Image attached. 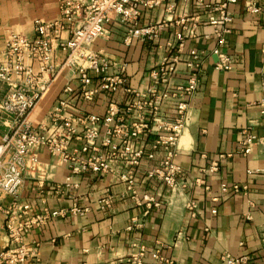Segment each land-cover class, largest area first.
<instances>
[{
    "label": "crops",
    "instance_id": "0c3cea01",
    "mask_svg": "<svg viewBox=\"0 0 264 264\" xmlns=\"http://www.w3.org/2000/svg\"><path fill=\"white\" fill-rule=\"evenodd\" d=\"M247 2L263 4L264 0H238L231 5L232 32L222 47L233 58L230 70L217 68L214 28L207 14L192 2L181 0H162L160 5L144 9L140 25L166 22L154 42L140 38L126 42L128 26L115 19L108 25L109 36L89 45V51L101 52L117 64H124L128 86L144 92L150 84L151 69L177 52L176 32L184 27L178 21L185 20L189 28L197 25L196 36L187 34L172 80H184L188 71L185 63L192 49L207 53L189 123L178 144L176 160L183 174L176 188L148 179L147 171L157 163L160 154L154 158L146 155L136 170L135 181L141 193L151 194L160 203L149 207L138 204L128 195L126 184L110 174L86 173L68 180L69 164L53 157L46 147L40 148L39 164L37 169L27 171L21 198L31 204L33 213L68 210L74 204L89 210L84 215L58 216L26 232V243L39 246L40 261L36 264H128L129 256L140 246L147 248L145 264H224L225 254H245L254 264H264V141L257 142L248 155L238 153L245 130L264 137L259 105L264 12H247ZM59 16V0H0V51L11 32L34 38L36 19L52 21ZM205 34L211 37L205 39ZM62 37L68 38L69 32H63ZM67 56L65 48H57L52 83L30 115L35 126L49 133L53 131L52 113L65 98V87H79L78 76ZM34 68L38 70L37 63ZM114 72L112 68L110 73ZM91 74L96 77L94 72ZM6 91V84L0 81V100ZM129 95L124 90L101 93L92 102H86L75 94L65 114L104 116L111 103L124 109ZM164 107L169 117L175 115V101L169 100ZM10 124L9 118L0 115V143ZM152 139V135L141 136L136 145L149 149ZM80 144L75 141L71 149ZM214 163L218 170L211 169ZM115 168L119 173L125 170L120 165ZM68 182L71 185L67 189L59 190ZM223 184L246 185L248 190L234 193L224 190ZM104 198H110L109 207L101 204ZM9 201L10 198L0 195V207ZM190 203H195V207L190 208ZM8 246L5 216L0 208V253ZM159 247L171 263L154 256Z\"/></svg>",
    "mask_w": 264,
    "mask_h": 264
},
{
    "label": "built area",
    "instance_id": "2783aa9c",
    "mask_svg": "<svg viewBox=\"0 0 264 264\" xmlns=\"http://www.w3.org/2000/svg\"><path fill=\"white\" fill-rule=\"evenodd\" d=\"M59 1L58 19H36L34 38L11 32L6 39L5 48L0 51V81L7 86V91L0 100V115L11 120L0 143V195L10 198L6 206L0 207L5 216L9 240L8 248L0 253V264L38 263L39 246L26 243V232L35 226L45 225L58 216L84 215L89 210L74 204L68 210L45 209L40 213H33L31 204L21 198L27 171L30 168L37 169L39 150L42 147H46L53 157L69 164L71 175L68 180L86 173L110 174L126 184L128 195L138 204L149 207L160 206V203L151 194L141 193L135 181L136 170L146 155L154 158L156 154H160L157 163L147 171L148 179L176 188L180 185L183 174V168L176 160L178 144L189 123L190 109L200 88L207 53L192 49L185 63L188 71L184 80L175 83L172 80L178 70L179 53L185 47L187 34L189 32L196 36L197 25L194 23L189 28L185 20L178 21L184 27L176 32V54L165 57L151 69L150 84L146 91L141 92L128 86L124 64H117L101 52L89 51V45L99 38L108 37V25L115 19L128 26V43L133 38L147 42L159 39L166 22L140 25V20L144 9L160 5L162 0ZM181 1L192 2L198 10L207 14V20L214 28L212 36L216 39V46L213 52L219 56L217 68L230 70L233 58L222 47L232 32L234 15L230 10L231 5L238 0L216 3L208 0ZM173 7L174 5L171 6ZM245 10L254 14L264 12V3L247 2ZM63 32H69V37L63 38ZM210 37L207 34L203 36L205 39ZM58 47L67 50V62L74 67L79 87L77 90L71 85L65 87V98L59 101L52 113L53 131L49 133L45 128L35 126L30 115L52 83L55 69L53 62ZM36 63L38 70L34 68ZM112 68L115 69L113 74L110 73ZM121 90L130 94L128 105L124 109L111 103L104 116L65 114L72 102L70 98L75 94L86 102H92L101 93L115 94ZM169 100L175 101V115L172 117L164 111L165 103ZM259 105L264 126V64ZM144 135L153 136L149 149L136 145ZM75 141H80L81 144L71 149ZM259 141H264V137L245 130L238 153L250 154ZM117 165L123 166L125 170L117 172ZM211 169L218 170V164L214 163ZM70 185L68 182L65 186H60L59 190L63 191ZM223 188L234 193H246L248 190V186L240 184H223ZM101 204L109 207L110 198L102 199ZM189 207L194 208L195 203H190ZM247 217L250 218V215ZM146 252L145 246L135 247L128 258V264H145ZM154 256L160 261L172 262L163 254L161 247L155 251ZM222 260L224 264H254L245 254H225Z\"/></svg>",
    "mask_w": 264,
    "mask_h": 264
}]
</instances>
